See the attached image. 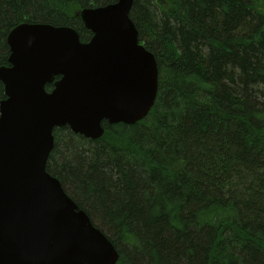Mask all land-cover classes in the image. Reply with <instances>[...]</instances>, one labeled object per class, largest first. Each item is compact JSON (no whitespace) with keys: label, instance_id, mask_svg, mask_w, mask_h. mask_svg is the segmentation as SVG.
<instances>
[{"label":"trees","instance_id":"trees-1","mask_svg":"<svg viewBox=\"0 0 264 264\" xmlns=\"http://www.w3.org/2000/svg\"><path fill=\"white\" fill-rule=\"evenodd\" d=\"M116 1L0 0V66L21 22L89 41L80 9ZM131 11L157 60L153 109L104 122L96 140L54 129L47 171L117 264H264V0H136Z\"/></svg>","mask_w":264,"mask_h":264},{"label":"water","instance_id":"water-1","mask_svg":"<svg viewBox=\"0 0 264 264\" xmlns=\"http://www.w3.org/2000/svg\"><path fill=\"white\" fill-rule=\"evenodd\" d=\"M135 1L82 8L87 42L71 26L10 31L0 66V264L118 263L116 246L46 165L55 128L96 140L104 122L130 125L155 105L157 60L131 18Z\"/></svg>","mask_w":264,"mask_h":264},{"label":"rangeland","instance_id":"rangeland-1","mask_svg":"<svg viewBox=\"0 0 264 264\" xmlns=\"http://www.w3.org/2000/svg\"><path fill=\"white\" fill-rule=\"evenodd\" d=\"M81 10V9H80ZM78 14H80V11L78 12ZM80 16H81V14H80Z\"/></svg>","mask_w":264,"mask_h":264}]
</instances>
